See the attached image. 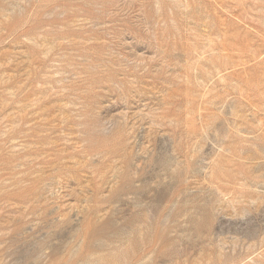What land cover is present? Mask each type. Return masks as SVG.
I'll list each match as a JSON object with an SVG mask.
<instances>
[{"label": "rangeland", "instance_id": "obj_1", "mask_svg": "<svg viewBox=\"0 0 264 264\" xmlns=\"http://www.w3.org/2000/svg\"><path fill=\"white\" fill-rule=\"evenodd\" d=\"M0 264H264V0H0Z\"/></svg>", "mask_w": 264, "mask_h": 264}]
</instances>
